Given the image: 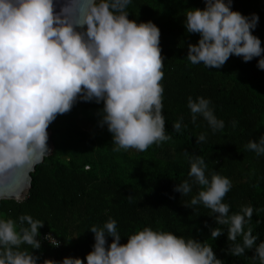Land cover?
Wrapping results in <instances>:
<instances>
[{"label":"clouds","instance_id":"1","mask_svg":"<svg viewBox=\"0 0 264 264\" xmlns=\"http://www.w3.org/2000/svg\"><path fill=\"white\" fill-rule=\"evenodd\" d=\"M132 0H0V174L29 162H40L50 151L48 128L58 115L70 112L80 101L102 104L98 126L107 127L113 151H146L170 139L165 132L163 109L164 57L160 29L152 21L129 19ZM205 7L188 8L183 25L198 34L197 43L187 45V59L209 69H220L230 56L244 62L259 58L264 70V47L253 31L259 23L232 10V0H204ZM210 101L188 98L192 122L203 118L217 131L224 127ZM183 118L172 128L180 133ZM206 141V134L195 137ZM246 149L264 156V135L250 140ZM187 154V153H186ZM188 178L173 189L188 196L184 204L211 211L217 225L209 229L216 240L227 229V255L240 257L252 251L253 264H264V240L246 225L254 208L242 206L230 214L223 202L231 181L219 174L206 175L204 159L189 157ZM259 222V221H258ZM44 222L22 215L18 222L0 219V264H38L33 250L41 248ZM92 250L84 259H45L43 264H224L213 247L195 238L145 227L121 243L116 220L92 226ZM111 237V243L108 242ZM53 247L60 241L51 232L43 236ZM32 252L22 251V245Z\"/></svg>","mask_w":264,"mask_h":264},{"label":"trees","instance_id":"2","mask_svg":"<svg viewBox=\"0 0 264 264\" xmlns=\"http://www.w3.org/2000/svg\"><path fill=\"white\" fill-rule=\"evenodd\" d=\"M204 7V0H132L128 9L129 19L152 21L161 32L162 115L169 140L143 152L113 151L107 127L98 126L97 113L103 105L77 102L49 126L53 150L36 164L26 197L0 201V219L18 222L27 214L44 222L39 230L41 248L33 250L38 264L45 259H84L94 244V235L88 230L102 226L109 218L117 222L121 243L151 227L207 243L224 264H253L252 251L240 257L223 251L228 246L226 226H220L225 234L215 241L209 237L205 222L217 226L209 209L200 205L193 211L184 206L199 186L188 196L173 191L177 183L188 178L189 157H201L206 175L219 174L231 181L232 188L223 201L230 205V214L242 206L254 208L246 230L250 227L258 236L257 243L264 240V156L245 147L264 135V70L257 68L258 57L244 62L233 55L220 69L187 59V45L197 43L199 35L185 31V13L188 8ZM232 10L259 16L253 35L264 47V0H232ZM189 97L208 99L224 127L213 132L202 117L194 124L187 107ZM181 117L186 127L177 133L172 125ZM201 133L206 134V141L197 144L195 137ZM49 232L60 241L58 247L43 239ZM107 239L111 243L112 238ZM20 250L32 252L26 244Z\"/></svg>","mask_w":264,"mask_h":264},{"label":"water","instance_id":"3","mask_svg":"<svg viewBox=\"0 0 264 264\" xmlns=\"http://www.w3.org/2000/svg\"><path fill=\"white\" fill-rule=\"evenodd\" d=\"M48 148L49 156L53 150V141L51 139V131L48 129ZM44 157V158H45ZM43 158V159H44ZM43 159L38 162L41 163ZM36 162H29L21 167H15L0 174V201L1 200H14L22 201L31 186V173L34 171Z\"/></svg>","mask_w":264,"mask_h":264}]
</instances>
